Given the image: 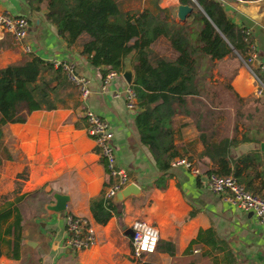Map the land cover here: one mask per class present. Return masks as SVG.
Segmentation results:
<instances>
[{"label": "crops", "instance_id": "0c3cea01", "mask_svg": "<svg viewBox=\"0 0 264 264\" xmlns=\"http://www.w3.org/2000/svg\"><path fill=\"white\" fill-rule=\"evenodd\" d=\"M115 1L122 12L166 8L171 18L179 22L175 16L176 5L181 4L179 0ZM215 1L237 27L248 32L255 58L247 65L227 56L213 59L208 73L201 76L210 85L227 84V91L243 100L259 99L263 113L264 94L254 93L251 71L259 75L257 66L264 57V0ZM0 11L26 19L25 40L30 47L28 54L22 52L12 36L0 30V67L23 56H37L51 63L71 62L75 71L88 78L90 90L81 98L70 85L63 95V104L31 111L24 122L1 126L0 210L12 209L11 216L19 215L20 241L14 257L7 244L9 237L4 236L0 264H229L226 252L231 253L235 264H264V225L254 214L228 204L219 194L208 190L204 185L205 173L194 176L180 166H169L162 186L155 183L159 172L146 147L139 142L134 125L138 108L130 111L125 107L123 92L129 84L122 78V72L102 87L107 67H92L88 63L80 54L82 41L67 47L54 25L44 19V6L32 10L25 0H0ZM159 41L150 48L157 50ZM165 51L167 59L174 58L172 52ZM245 55L247 58L250 55L248 47ZM222 61L233 64L229 76L215 68ZM204 62L200 57L198 65ZM123 64V70H129L132 78L130 56L124 58ZM200 93L209 95L204 88ZM213 106V121L210 126L207 124V129L215 127L217 135L225 134L232 140L226 156L229 168L237 163L244 187L264 195V148L260 147L264 129L249 124L247 139L242 141L245 129L240 121L234 128L233 121L228 120L239 106L233 110ZM86 108L109 124L117 164L138 190L120 200L112 198L114 211L102 224L93 221L89 204L100 196L107 178L102 159L83 129L82 111ZM172 123V145L178 155L193 160L202 171L215 167L201 156L203 144L192 117L180 112L173 116ZM246 156V164L239 163ZM54 194L67 197L64 210L56 212L48 208L55 202ZM65 213L88 219L94 230V242L90 246L74 251L64 244ZM135 219L144 220L157 230L155 251L141 254L140 262L132 258L127 233Z\"/></svg>", "mask_w": 264, "mask_h": 264}, {"label": "trees", "instance_id": "16d2710c", "mask_svg": "<svg viewBox=\"0 0 264 264\" xmlns=\"http://www.w3.org/2000/svg\"><path fill=\"white\" fill-rule=\"evenodd\" d=\"M179 1L192 8L182 23L174 21L171 12L159 6L154 11L122 12L115 0H25L32 10L45 7L44 19L54 25L67 47L82 41L80 54L92 67L105 66L106 70L122 72L124 58L130 56L132 78L129 87L138 108L134 125L139 142L146 147L159 172L155 182L158 186H162L170 160L181 157L172 145V118L180 112L192 117L203 144L201 156L215 164L204 173L230 174L241 183V168L236 163L230 169L226 159L232 140L228 135H217L215 127L207 129V124H212L215 106L200 93L201 88L211 85L200 75L198 61L200 57L211 62L224 56H238L246 62V43L241 29L225 15L217 1ZM159 40L165 42L174 58L167 59L150 48ZM210 67L203 68L201 74L206 75ZM100 72L104 74L103 70ZM70 85L61 65L55 66L37 56H23L0 67V138L2 125L24 122L31 111L63 104V95ZM221 86L228 89L227 84ZM230 94L240 106L228 120L233 121L234 128L240 121L245 129L241 140L245 141L249 124L264 129V112L261 113L258 106L259 99L243 100ZM249 104L254 105L244 109V105ZM212 138L214 141L210 142ZM247 159L248 156L243 157L239 163L246 164ZM89 209L93 221L102 224L114 211V203L100 194L90 201ZM11 212L12 209L0 210V245L4 236H8L11 254L17 257L20 217L17 213L11 216ZM9 217L12 219L7 223ZM226 255L229 264H235L231 253L226 252Z\"/></svg>", "mask_w": 264, "mask_h": 264}, {"label": "built area", "instance_id": "2783aa9c", "mask_svg": "<svg viewBox=\"0 0 264 264\" xmlns=\"http://www.w3.org/2000/svg\"><path fill=\"white\" fill-rule=\"evenodd\" d=\"M0 30L9 33L12 36L22 52L29 53L30 47L26 43L27 21L23 16L11 15L0 11ZM243 40L250 49V55L245 65L255 58L253 44L248 40V32L241 30ZM55 66L61 65L66 79L76 89L81 98L89 94L88 78L75 71L71 62L53 63ZM259 75L251 71L254 79V93L256 95L264 94V57L258 63ZM119 72L112 69L107 70L102 81V87L112 80ZM104 89V88H103ZM123 98L126 109L136 110L135 95L132 89L126 87L123 92ZM84 121L83 129L88 137L94 143L95 151L102 159L103 167L106 173V183L101 192L103 199H112L117 191L129 183L130 179L126 171L117 164L114 146L112 143V131L109 124L99 115L86 108L82 111ZM170 167L180 166L189 171L194 176L204 174L197 164L186 157H174L169 162ZM205 187L215 194H219L221 199L228 204L245 212L254 214L257 220L264 225V195L253 193L247 190L232 175H218L209 173L204 175ZM65 238L64 244L74 251H80L94 242V230L88 219L83 216H76L70 213L64 215ZM131 234L129 242L131 247L132 258L135 262H140L141 254H150L155 251L157 244L156 228L144 220H132L130 224Z\"/></svg>", "mask_w": 264, "mask_h": 264}, {"label": "rangeland", "instance_id": "374dc122", "mask_svg": "<svg viewBox=\"0 0 264 264\" xmlns=\"http://www.w3.org/2000/svg\"><path fill=\"white\" fill-rule=\"evenodd\" d=\"M156 45H157V50H155V51H157L159 53H161V51H163L161 54H163V55L165 54L164 57H166V53H165L166 52L165 51L166 48H165L164 41H159ZM228 58L231 59V58H234V56H228ZM259 58H260V56H259ZM202 59L205 62L201 66V68H202L201 69L202 71H200L201 73L204 72V69L203 68H208V67L211 66V63H209L207 61L208 59L206 57H202ZM235 59L238 61L239 60V57L237 56V57H235ZM242 62H244V61H242ZM232 65L233 64L232 63H229L228 61H225V62L222 61L220 64H216L215 65V68H217V71L219 73H225V75L227 74V76H229V72H230V70L232 68ZM201 73H200V75H203ZM204 78H205V76H204ZM214 81H216V80H214ZM215 83L217 84V81ZM221 83H227V82H221ZM205 85H208V84L205 83ZM204 91L205 92H208L209 95H205V96H203V98H206V99L208 98V100H212L213 105L216 104V105H219L220 107H226V109L227 108H231L232 110L233 109H236L239 106L237 104L238 102H236V100L231 96V94L227 90H224L222 88V86H219V85L218 86H215L214 84H212L211 86L208 85L206 88L204 87ZM212 91L215 93L214 95L212 94ZM210 93H211V98H210ZM246 107H249L250 108L251 106H250V104L247 105V106L244 105V109ZM249 108H247V109H249Z\"/></svg>", "mask_w": 264, "mask_h": 264}, {"label": "water", "instance_id": "95a60500", "mask_svg": "<svg viewBox=\"0 0 264 264\" xmlns=\"http://www.w3.org/2000/svg\"><path fill=\"white\" fill-rule=\"evenodd\" d=\"M192 11V8L185 4H177L175 8V16L179 22H184L186 16ZM122 78L125 80L127 84L131 82V72L129 70H123L121 73ZM260 147L264 148V142L260 143ZM137 186L134 183H128L119 191H117L114 195V199L120 200L121 198L127 196L128 194H136L137 193ZM54 204L48 206L49 209L53 211H62L65 208V201L67 197L62 194H54L53 195ZM127 233L130 235L131 230L128 229Z\"/></svg>", "mask_w": 264, "mask_h": 264}]
</instances>
